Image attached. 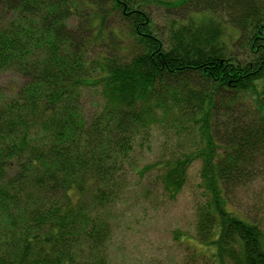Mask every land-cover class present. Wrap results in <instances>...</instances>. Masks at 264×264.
I'll use <instances>...</instances> for the list:
<instances>
[{"label":"trees","instance_id":"1","mask_svg":"<svg viewBox=\"0 0 264 264\" xmlns=\"http://www.w3.org/2000/svg\"><path fill=\"white\" fill-rule=\"evenodd\" d=\"M4 73L0 264H108L133 156L167 122L199 143L157 165L175 200L201 161V245L264 264V218L232 201L264 183V0H0Z\"/></svg>","mask_w":264,"mask_h":264},{"label":"rangeland","instance_id":"2","mask_svg":"<svg viewBox=\"0 0 264 264\" xmlns=\"http://www.w3.org/2000/svg\"><path fill=\"white\" fill-rule=\"evenodd\" d=\"M153 9L159 27H166L163 10ZM21 84L22 79L14 73L0 74V89L9 96L14 95L10 89ZM95 99L91 95L86 98L89 114ZM174 126V122H167L153 129V138L137 147L124 194L110 216L108 264H219L213 259L216 252L201 245L198 237L199 208L204 204L201 161L188 169L186 184L175 200L165 190V171L157 162L183 158L199 144L193 129L185 126L175 130ZM232 201L249 220H261L264 183L248 185Z\"/></svg>","mask_w":264,"mask_h":264},{"label":"bare ground","instance_id":"3","mask_svg":"<svg viewBox=\"0 0 264 264\" xmlns=\"http://www.w3.org/2000/svg\"><path fill=\"white\" fill-rule=\"evenodd\" d=\"M164 27V26H163Z\"/></svg>","mask_w":264,"mask_h":264}]
</instances>
